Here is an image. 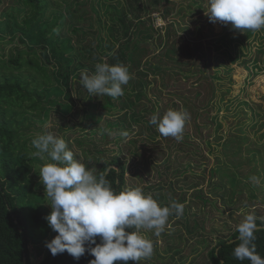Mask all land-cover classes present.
<instances>
[{"label":"rangeland","instance_id":"obj_1","mask_svg":"<svg viewBox=\"0 0 264 264\" xmlns=\"http://www.w3.org/2000/svg\"><path fill=\"white\" fill-rule=\"evenodd\" d=\"M168 1L169 3L161 2L158 10L150 14L157 32L150 36L154 40L144 41L149 44L147 46L150 52L144 58L141 69L148 67L146 63L149 60L157 63V57L165 49L160 47V43L162 40L163 43L167 42V34L170 26H173L177 31L175 37L178 40H174L177 52L184 54L182 63L185 72L176 73L172 77L165 74L164 77L168 81L164 87L161 85L163 75L150 73L148 80L151 85L145 92L151 102L146 97L142 98L133 114L135 119L150 121L151 116L157 112L164 114L169 109L186 111L190 118L186 121L182 140L188 141L190 146L176 143V148L171 151L167 149L163 138L156 134L152 138V132L145 123H132L133 120L129 116L132 110H122V106L128 105L125 102L130 100L137 102V98L127 94L121 96L117 103L119 110L112 112L117 115H109L99 107L98 113L104 114L101 122H92L87 127H77L72 131H56V135L66 141L76 159L92 170L96 161L94 156L88 153V149L91 150L93 146L104 151L103 159L120 157L127 168L125 189L140 187L161 206L170 205L173 200L183 202L187 215L182 214L179 218L170 216L165 230L159 236L155 235V230H140L141 235L153 242V255L157 258L141 260V264H211L210 251L220 239L230 237L237 230L238 224L246 214L255 213L259 220L264 221V28L259 31L241 32L233 28L231 22L212 23L206 15L208 0ZM49 2L50 9L43 19V24H50L53 19L64 16L59 33L63 38L69 35V26L73 24L88 32L97 31L100 28L97 22L98 12L102 20L108 22L111 9L116 8L122 12L127 6L125 0ZM14 8L20 9L17 16L21 21L27 11L21 0H1L0 21L6 22L4 14ZM69 11L77 18L83 17L82 21L77 22L75 17H70ZM146 16L148 18V15ZM228 34L234 36L232 42L229 40L228 45L218 42ZM18 37V34L17 38L12 39L6 36L5 40L0 41V52L2 51L5 58H9L13 48L27 47L19 43ZM190 46L198 49L191 55L193 57L186 55ZM38 51L40 52L39 49ZM200 53L207 57L205 75L197 69L203 67L196 57ZM194 68L193 74L188 72ZM50 69L56 70L52 66ZM216 75L218 80L215 79ZM211 76H214V80ZM182 95L186 101H191L190 110L186 109L185 100L179 98ZM92 97L94 104L100 103L96 96ZM51 101L49 109L54 112H61V107L69 103L63 96L57 98L55 95L51 96ZM197 113L199 117L194 122ZM45 123H50L51 126L58 124L63 128V125L56 123L53 118L47 121L38 120L34 124L33 139L44 131ZM125 129L128 130L130 139L125 140L120 135ZM76 140L84 142V145L78 146ZM180 149L182 151L179 152ZM34 151L37 150L34 148ZM168 156L172 164L170 170L164 163ZM51 162L46 155L44 159L34 156L36 190L43 195L44 206L49 214L50 200L39 174L41 166ZM218 163L223 164L225 170L218 171L216 178L212 179L210 171ZM176 170L179 173L185 172L176 175L179 181L177 186L182 188H164L159 192V183L165 180L167 175L173 179ZM228 172L235 173L242 182L236 188L238 193L233 198H230L229 192L235 188L229 185L227 177L223 175ZM252 176L258 177L259 183L252 182ZM195 184L199 188L195 189L196 191L191 190ZM218 185L222 187L217 189ZM170 189L171 193L167 195ZM205 195L210 197L209 203ZM194 223L198 224L196 229L193 228ZM26 225L31 236H37L29 247L31 261L33 264H40L49 252L46 242L53 239L57 233L53 231L42 237L43 231L31 220ZM187 227L196 231L190 233Z\"/></svg>","mask_w":264,"mask_h":264},{"label":"trees","instance_id":"obj_2","mask_svg":"<svg viewBox=\"0 0 264 264\" xmlns=\"http://www.w3.org/2000/svg\"><path fill=\"white\" fill-rule=\"evenodd\" d=\"M125 1L127 6L124 11L121 12L116 8L111 9L108 22H104L98 12L99 30L88 32L73 24L69 26V35L64 38L59 35L64 16L61 15L59 19L55 17L56 19H53L50 24H43V19L50 9L49 0H21L22 5L27 9L22 20L19 21L17 16L20 9L14 8L13 11H7L4 14L7 18L6 22L0 21V36L3 34L0 41L5 40L6 36H10L11 39L17 38L18 34L19 43L27 46L24 49L19 46L13 48L9 58H5L2 51L0 52V264H33L29 247L32 241L35 242L37 236L35 238L31 236L26 225L29 220L43 231V233L39 232L42 237L53 232L46 221L49 213L44 206V197L36 190L35 186L33 172L35 151L32 146V132L36 121L41 119L47 121L49 118H53L56 123H61L63 128L61 125L53 124L48 129L56 134V131H72L77 127H87L92 122H101L104 114L98 113L99 107L109 115H117L112 112L119 110L117 103L121 100V96L115 99L107 95L97 96L100 103L94 104L93 97L79 83L81 72H86L89 75L94 74L95 65L105 61L110 65L124 64L128 66L133 78L128 85L124 86L125 94L136 97L137 102L132 100L125 102L128 105H123L122 110H132V113L129 114L130 119L133 120L132 123H145L148 130L152 132V138L154 134L163 138L167 149L171 151L176 148V143L186 147L190 146L186 140L177 141L173 137L162 136L150 121L135 119L133 114L134 109L138 107V102L142 98H148L145 90L151 85L148 80L150 73L162 74L161 85L164 87L168 81L164 77L165 74L172 77L176 73L185 72L184 63H182L184 54L177 52L174 42V40H178L175 37L177 31L173 26H170L167 42L163 43L162 40L160 43V47L165 49L157 57V63L154 64L152 62L154 60H149L146 63L148 67L141 69L144 58L150 52L147 46L149 44L144 41L154 40L150 36L156 31L150 14L158 10L157 7L161 2L169 3V1ZM68 15L72 18L75 17L72 11H69ZM75 18L77 22L83 19V17ZM144 19L147 21L145 22ZM233 39L234 36L228 34L218 42L228 45L229 40L232 42ZM183 40L182 38V43H184ZM160 47L158 45V48ZM188 49L189 53L185 54L190 57H193L191 55L198 51L197 48L191 46ZM200 51H202L201 47ZM196 57L199 59V64L203 65L202 68H196L205 75L207 57L201 53ZM202 61L203 63H201ZM50 66L55 67L56 70L52 71ZM194 70L195 68L188 72L193 74ZM211 78L214 80V76ZM215 79H219L217 75ZM52 95L57 98L63 96L69 101L68 104L61 107L59 110L61 112L50 111ZM213 96L215 97V94ZM73 97L76 99L73 100ZM179 98L185 100L183 95ZM148 101L151 102L149 98ZM185 107L191 109L192 104L189 99L185 100ZM160 115L163 116V113ZM198 117L197 113L193 121L196 122ZM109 126L111 127V124ZM124 131L128 132L126 129ZM76 144L83 146L84 142L76 140ZM180 151L182 150L180 149ZM88 153L92 154L96 161V166L93 169L94 174L99 176L101 172L107 171V179L112 187L118 192L125 190L127 168L124 161L118 156L109 160L103 159L104 151H101L97 146H93L91 150L88 149ZM170 160L171 158L168 156L164 161L168 170L172 169ZM178 168L181 169V167ZM221 169L225 170V166L221 163L213 166L210 178H216ZM178 170L174 172L173 179H170L169 175L165 176L166 179L159 183L157 189L159 192H162L164 188H182L177 186L179 181L176 175L185 172L179 173ZM223 175L227 177L229 185L235 188L229 192L230 198H233L238 193L236 188L242 182L235 173L228 172ZM221 187L218 185L216 188ZM197 188L199 186L195 184L191 190ZM170 193L171 189L167 191V195ZM205 197L209 203L210 197L208 195ZM232 203L231 201L230 204ZM186 212L185 208L184 216L187 215ZM171 217L174 218L175 214ZM257 224L260 230L255 233L257 239L254 243L258 254L264 258V221L257 218ZM196 227L198 224L194 223L193 228L196 229ZM187 229L190 233L196 231L191 230V227H187ZM133 230L126 229L128 232ZM238 236L239 233L236 230L230 237L218 241L209 253L211 264H250L249 260L240 261L233 255L234 248L240 243ZM97 243H100L99 237H97ZM151 258L157 259L155 255H152ZM93 259L94 256L88 252L76 260L66 251L53 256L49 250L48 255L40 264H90ZM114 264H124V262L116 261ZM127 264H136V262L129 260ZM139 264H141L140 261Z\"/></svg>","mask_w":264,"mask_h":264},{"label":"clouds","instance_id":"obj_3","mask_svg":"<svg viewBox=\"0 0 264 264\" xmlns=\"http://www.w3.org/2000/svg\"><path fill=\"white\" fill-rule=\"evenodd\" d=\"M208 2L206 15L212 23L231 22L232 27L241 32L264 28V0ZM80 75L79 83L90 96L107 95L114 99L125 94L124 86L133 78L128 66L110 65L106 61L95 65L94 74L81 72ZM189 118L186 111L169 109L162 117L159 112L153 114L150 123L162 136L180 141ZM50 127V123H45L44 131L35 136L32 145L37 150L34 155L41 159L46 155L52 161L41 166L39 174L50 200L51 212L46 221L57 233L46 242L51 254L55 256L66 251L79 260L88 252L94 256L90 264H114L116 261L127 264L129 260L139 264L141 260L150 259L154 252L153 242L141 235L140 230H155V235L159 236L170 216H182L184 205L173 200L170 205L161 206L140 187L116 191L107 179V171L99 176L94 174L75 158L63 138L48 131ZM120 135L125 140L131 138L127 131ZM251 181L259 183V178L252 176ZM126 229L134 230L128 232ZM259 230L255 213L246 214L237 226L240 243L233 251L236 259L264 264L254 243Z\"/></svg>","mask_w":264,"mask_h":264}]
</instances>
